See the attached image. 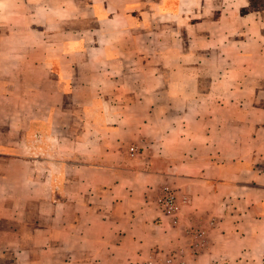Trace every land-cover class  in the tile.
<instances>
[{"label": "crops", "instance_id": "obj_1", "mask_svg": "<svg viewBox=\"0 0 264 264\" xmlns=\"http://www.w3.org/2000/svg\"><path fill=\"white\" fill-rule=\"evenodd\" d=\"M176 249L264 264V0H0V264Z\"/></svg>", "mask_w": 264, "mask_h": 264}, {"label": "built area", "instance_id": "obj_2", "mask_svg": "<svg viewBox=\"0 0 264 264\" xmlns=\"http://www.w3.org/2000/svg\"><path fill=\"white\" fill-rule=\"evenodd\" d=\"M132 151V149H129L130 153ZM155 203L158 210L160 211L161 216L168 219L169 223L174 224L176 222L178 206L179 204H185L186 199H178L171 189L168 187H162L156 194ZM187 232L195 238L201 237V233L198 229L190 228L187 230ZM195 248L196 245L191 251V254H195ZM147 264H185L184 255L181 249L172 250L164 256H157V254H155L152 260L148 261Z\"/></svg>", "mask_w": 264, "mask_h": 264}]
</instances>
